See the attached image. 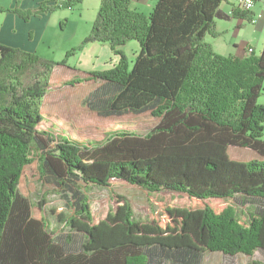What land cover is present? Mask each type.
<instances>
[{
    "label": "trees",
    "instance_id": "obj_1",
    "mask_svg": "<svg viewBox=\"0 0 264 264\" xmlns=\"http://www.w3.org/2000/svg\"><path fill=\"white\" fill-rule=\"evenodd\" d=\"M132 1L100 0L91 31L61 63L0 43V264H202L209 251H264V160L229 154L240 146L264 156V44L259 55L251 46L227 55L205 40L219 35L217 19L250 20L252 12L236 7L229 15L225 0H157L146 13ZM80 3L43 0L12 11L30 18ZM131 40L140 46L132 64L122 49ZM89 43L107 44L119 59L91 72L105 88L88 103L103 116L149 110L151 130H116L87 144L55 134L57 124L41 112L54 68ZM34 161L70 194L73 212L54 214L61 234L20 189ZM114 181L185 194L189 205L165 203L145 221L120 195L97 220L91 186ZM237 194L246 210L213 204Z\"/></svg>",
    "mask_w": 264,
    "mask_h": 264
},
{
    "label": "rangeland",
    "instance_id": "obj_2",
    "mask_svg": "<svg viewBox=\"0 0 264 264\" xmlns=\"http://www.w3.org/2000/svg\"><path fill=\"white\" fill-rule=\"evenodd\" d=\"M143 1L144 7L151 2L155 3V0ZM234 2L235 0H225L222 6L228 11ZM99 5L100 0H82V3L75 5L74 8L54 10L53 18L48 23L45 33L39 38L37 48L32 52L60 63L63 62L67 52L76 49L91 31ZM1 16L0 14V19ZM217 23L219 35L213 37L208 34L205 39L216 51L227 55L241 54L243 49L251 46L255 53L261 54L264 44V27L259 29L250 20L239 17L230 20L217 19ZM239 23L240 26H238ZM122 49L132 64L134 57L140 51V46L136 40H131ZM118 59V55L114 54L107 44L89 43L84 49L73 51L67 57V64L56 65L52 84L44 98L41 111L47 120L57 124L53 128L56 135H67L71 139L87 144L104 140L108 134L116 130L133 131L138 134L151 130L156 123V118L149 110L141 114L129 112L121 116H103L91 107V103H88L91 97L94 99V95L105 88L103 80L92 79L91 72L109 69L117 63ZM259 103L264 104V91L259 97ZM262 139H264V133ZM229 150L230 156L232 157L233 154L240 161L264 160V156L248 147L232 146ZM76 186L84 189L85 183L78 182ZM91 187L88 195L91 197L92 210L97 220L105 218L110 208L117 204L120 195H125L131 200L137 217L145 221L150 220L154 215H159L158 210L165 203L189 205L185 202V194L163 190L153 195L146 189L127 182L114 181L110 186L93 185ZM20 189L32 200L35 210H37V204L43 202V212L50 219L51 227L58 234L63 233L65 226L58 225L55 215L58 212L65 214L73 212L72 202L69 203L65 197V193L69 194L66 187H57L52 180L41 176L37 161H34L25 168ZM213 204L215 206L221 204L222 207L235 204L241 211L250 206V203L245 204L243 197L238 194ZM253 206L257 205L253 204ZM202 264H264V251L257 250L252 255L246 253L230 255L221 251H209L204 254Z\"/></svg>",
    "mask_w": 264,
    "mask_h": 264
},
{
    "label": "crops",
    "instance_id": "obj_3",
    "mask_svg": "<svg viewBox=\"0 0 264 264\" xmlns=\"http://www.w3.org/2000/svg\"><path fill=\"white\" fill-rule=\"evenodd\" d=\"M41 1L43 0H0V8L10 9L6 11H0V14L2 15V18L0 19V43L12 45L13 47H19L24 50H28V52H32L37 48L38 40L42 34L45 33L48 23L53 18V13L42 12L41 14L33 15L30 18H23L19 13H14L12 10L18 9L23 12L31 11L37 7ZM143 2V0H133L131 7L147 13L152 9V7H154L156 0L155 3H149L147 7L143 6ZM236 7H238L237 0H235L231 9L226 11L222 6V10L229 13L230 15L232 9ZM261 9L260 3H257L256 9L251 11L252 13L250 15L251 18L255 17L257 19L255 24L259 29H263L264 27V19L258 21L257 11H260ZM240 25L241 24L239 23L238 26ZM244 54L245 50L243 49L241 54L238 55ZM36 212H39V216H45L43 211L40 212V210H36ZM56 234H58V232Z\"/></svg>",
    "mask_w": 264,
    "mask_h": 264
},
{
    "label": "built area",
    "instance_id": "obj_4",
    "mask_svg": "<svg viewBox=\"0 0 264 264\" xmlns=\"http://www.w3.org/2000/svg\"><path fill=\"white\" fill-rule=\"evenodd\" d=\"M237 3L240 9L249 12L250 10L249 0H237ZM258 3H260L262 8L260 11H257L258 21H260L261 19H264V0H258Z\"/></svg>",
    "mask_w": 264,
    "mask_h": 264
},
{
    "label": "bare ground",
    "instance_id": "obj_5",
    "mask_svg": "<svg viewBox=\"0 0 264 264\" xmlns=\"http://www.w3.org/2000/svg\"><path fill=\"white\" fill-rule=\"evenodd\" d=\"M258 0H249V5H250V10L249 12H251L252 10H254L255 6L257 5ZM251 23H256L257 19L255 17L250 18Z\"/></svg>",
    "mask_w": 264,
    "mask_h": 264
}]
</instances>
